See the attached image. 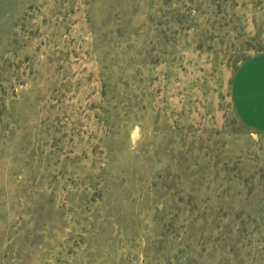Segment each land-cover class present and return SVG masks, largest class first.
Returning a JSON list of instances; mask_svg holds the SVG:
<instances>
[{"label": "rangeland", "instance_id": "obj_1", "mask_svg": "<svg viewBox=\"0 0 264 264\" xmlns=\"http://www.w3.org/2000/svg\"><path fill=\"white\" fill-rule=\"evenodd\" d=\"M261 53L264 0H0V264H264Z\"/></svg>", "mask_w": 264, "mask_h": 264}, {"label": "crops", "instance_id": "obj_2", "mask_svg": "<svg viewBox=\"0 0 264 264\" xmlns=\"http://www.w3.org/2000/svg\"><path fill=\"white\" fill-rule=\"evenodd\" d=\"M232 102L243 124L264 133V53L248 59L237 71Z\"/></svg>", "mask_w": 264, "mask_h": 264}]
</instances>
